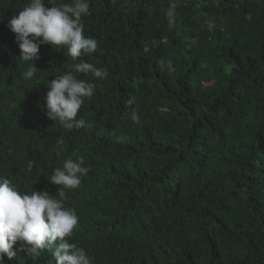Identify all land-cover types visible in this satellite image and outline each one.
<instances>
[{
    "label": "trees",
    "instance_id": "1",
    "mask_svg": "<svg viewBox=\"0 0 264 264\" xmlns=\"http://www.w3.org/2000/svg\"><path fill=\"white\" fill-rule=\"evenodd\" d=\"M28 3L0 0V177L65 191L79 216L70 242L92 264H264V0H89L97 50L74 60L43 44L25 80L7 24ZM80 61L108 77L75 72ZM68 71L95 84L77 116L91 128L46 116L47 85ZM80 157L79 188L48 181ZM27 247L5 264H55Z\"/></svg>",
    "mask_w": 264,
    "mask_h": 264
},
{
    "label": "clouds",
    "instance_id": "2",
    "mask_svg": "<svg viewBox=\"0 0 264 264\" xmlns=\"http://www.w3.org/2000/svg\"><path fill=\"white\" fill-rule=\"evenodd\" d=\"M48 4L55 5V0H48ZM175 8V3L170 4L166 13L170 20L175 17ZM89 14V0H71L70 3L51 7L46 6L45 0H29L7 24L15 34L21 53L19 58L23 62H30L22 74L23 78L31 80L36 75L37 68L33 62L40 58L39 50L43 44L53 48L65 47L74 60L93 54L98 42L84 35L83 17ZM73 68L77 73L91 74L100 80L109 75L107 68H98L85 61L75 63ZM47 87L45 112L48 119L68 130L93 127L91 122L77 119V116L85 101L95 95L94 83L68 71L56 76ZM126 103L131 106L134 97H130ZM127 115L134 122L140 120L134 111ZM57 143L62 146L64 141L60 139ZM89 171V167L84 166L83 157L75 161L69 158L63 161L62 167L53 168L48 181L74 190L81 186L82 178ZM59 197L46 192H21L10 179L0 177V264H5V256L11 260L16 257L17 251L25 250L14 249L17 241L28 246V256H38L41 250L47 248L55 264H92L87 252L70 242L79 216L74 208L65 206V191H59Z\"/></svg>",
    "mask_w": 264,
    "mask_h": 264
}]
</instances>
